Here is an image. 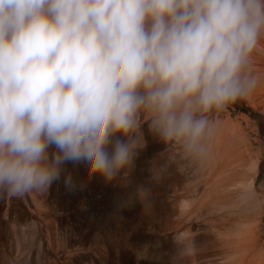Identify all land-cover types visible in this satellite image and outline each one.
<instances>
[{
	"label": "clouds",
	"instance_id": "1",
	"mask_svg": "<svg viewBox=\"0 0 264 264\" xmlns=\"http://www.w3.org/2000/svg\"><path fill=\"white\" fill-rule=\"evenodd\" d=\"M262 39L264 0H0V195L47 191L66 163L113 181L145 113L202 144L257 88Z\"/></svg>",
	"mask_w": 264,
	"mask_h": 264
},
{
	"label": "rangeland",
	"instance_id": "2",
	"mask_svg": "<svg viewBox=\"0 0 264 264\" xmlns=\"http://www.w3.org/2000/svg\"><path fill=\"white\" fill-rule=\"evenodd\" d=\"M252 68L202 144L165 143L145 113L113 181L66 163L47 191L0 195V264H264V39Z\"/></svg>",
	"mask_w": 264,
	"mask_h": 264
}]
</instances>
